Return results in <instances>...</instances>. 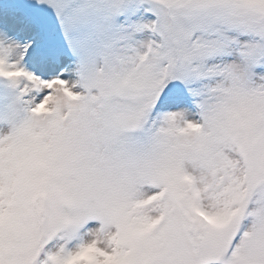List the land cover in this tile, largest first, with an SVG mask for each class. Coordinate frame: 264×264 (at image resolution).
Masks as SVG:
<instances>
[{"label": "snow or ice", "instance_id": "1", "mask_svg": "<svg viewBox=\"0 0 264 264\" xmlns=\"http://www.w3.org/2000/svg\"><path fill=\"white\" fill-rule=\"evenodd\" d=\"M0 264H264V0H0Z\"/></svg>", "mask_w": 264, "mask_h": 264}]
</instances>
